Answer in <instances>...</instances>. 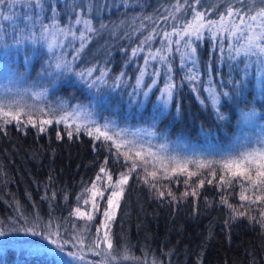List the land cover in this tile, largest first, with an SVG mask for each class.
Segmentation results:
<instances>
[{
	"label": "trees",
	"instance_id": "trees-1",
	"mask_svg": "<svg viewBox=\"0 0 264 264\" xmlns=\"http://www.w3.org/2000/svg\"><path fill=\"white\" fill-rule=\"evenodd\" d=\"M203 2L204 7L197 6L196 11L205 12V8H209L205 15L208 20L216 22H219L220 16L214 15L213 11L218 10L225 17L224 8L231 6L226 5L225 0ZM26 3L27 0H21L16 11V40L20 43L10 36L14 29L10 32V21L0 20V49L6 48L4 44L7 43L12 49L10 56L16 51L20 61L22 57H27L30 68L22 70L21 76L35 77L54 72L56 60H48L53 51L59 60L69 62L75 54H84L77 62L80 66L90 65L91 60H99L105 55V66L110 65L106 76L95 87L85 85L78 76L71 77L65 83L68 72L63 69L55 72L56 77L41 80L39 87H42V93L52 99L63 98L68 105L78 102L79 105L100 106L105 118L118 119L122 124L138 120L151 129L149 118L160 103L158 94L171 84L173 96L168 109L155 122V130L159 133L157 136L162 140L181 141L197 150L224 151L238 145L245 135H250L253 131L249 126L245 127L241 110L248 111L255 107L257 123L264 126L261 122L264 121V69L256 56L234 52L228 47L231 44L225 37L226 32H222V36L218 32V39L210 36L205 29L204 38L199 41L195 54V64H187L181 46L183 40L173 33L174 24L180 31L181 25L187 27L196 23L191 12H184L185 0H138L130 10L128 6L125 7L123 12L128 15L124 26L101 28L105 33L101 30L100 35L95 31L84 32L91 41L82 48L72 41L58 46L51 43V39L64 44L63 40L70 39L57 33V29L52 33L53 27L48 19L44 21L49 28L47 33L41 34L39 24L31 29V35L20 31L25 26V13L32 15L24 6ZM232 3H237V0H232ZM251 3L252 0H249ZM59 4L57 1L52 5L58 9ZM73 10L69 11L67 18L66 14H62L58 19L62 28L68 26L69 19L75 14ZM45 14L48 17L52 15L51 11L41 12L42 19ZM161 14L169 17L167 22L160 19ZM138 15L139 19H135ZM173 17L182 19L174 20ZM149 23L151 28L145 29L144 25ZM98 24V20L93 21L94 28ZM165 31L173 33L170 38L164 36ZM98 36L100 42L96 43ZM176 40H181V44L177 45ZM108 42L110 45L106 47ZM49 44L53 45L51 49ZM217 45L221 47L217 48ZM95 46L101 48L94 51ZM233 55L236 56L235 60L231 59ZM40 59L47 60L46 64ZM100 73L101 68H96L93 79ZM1 74L2 70L0 78ZM137 77L142 81L140 87L135 84ZM236 79H243L245 88L238 96H221L219 105L215 107L220 108L226 119L220 121L216 118L213 94L210 92L231 89L232 84L228 82ZM50 80L55 83L49 85ZM152 81L155 84L148 98H143L138 92L136 96L131 95L134 90H142ZM24 113H21L22 121L27 119ZM33 113L35 119L50 118ZM94 114L97 112L92 111L85 117ZM80 125L83 128L85 124ZM45 127L46 131L40 133L30 125L21 128L15 121L5 125L0 117V129H4L0 132V231L7 233L6 237H0V247L4 249L0 254V264H67L47 251L31 255L23 251L35 245L49 244L51 239L41 240L31 233L25 234L23 230L17 232L15 229L38 225L35 231L40 232L42 227L47 226L52 233L51 238L62 243L58 228L69 226L74 221L77 208H83L85 213L92 215V220L86 218L87 224L97 238V228L104 230L102 225L105 223L104 211L108 209V196L112 190H118L113 189L112 185L120 179L121 173H129L133 162L125 158V152L133 156L138 167L129 175L127 184L123 185L117 207L110 210L112 219L108 221L107 236L112 248L104 249L114 257L112 250H118L121 256L109 260L97 249L99 255L107 258L104 263L264 264V224L261 223L264 220L261 216L264 200L256 199L257 196L264 197V190L256 189L246 181L221 184L219 176L224 175L226 181L233 178L219 168L215 177L209 169L199 168L197 164L188 165L185 172L165 171L164 167L148 161L144 163L145 158H136L134 152L121 146L117 149L114 140L108 141L103 137L97 140L84 131L69 139L64 123L54 122ZM58 133L62 139H57ZM213 159L220 158L209 160ZM101 167H105L112 176L111 184L99 172ZM145 168L147 173L156 171L157 176H148V182H145ZM187 172L196 175L189 177ZM98 174L101 180L96 182ZM200 179L205 180L202 186H199ZM208 179H212L213 183H207ZM184 180L189 183L186 185ZM93 183H96L95 191L103 192L102 198L95 199V209ZM169 190L172 197L167 195ZM193 190L195 196L191 195ZM159 191H164L165 196L161 198ZM185 192L189 195H183ZM241 194L250 199L241 201ZM240 211L245 215H237ZM18 216L21 217L19 222L16 219ZM68 231L72 232L71 229ZM67 232L64 234L67 235ZM72 240L89 244L75 235ZM64 250L78 251L73 244H68ZM78 252L94 259L89 252Z\"/></svg>",
	"mask_w": 264,
	"mask_h": 264
},
{
	"label": "snow or ice",
	"instance_id": "snow-or-ice-1",
	"mask_svg": "<svg viewBox=\"0 0 264 264\" xmlns=\"http://www.w3.org/2000/svg\"><path fill=\"white\" fill-rule=\"evenodd\" d=\"M21 3V0H0V20L3 21H15V18L17 16V13L15 11V8L18 4ZM226 6L224 8V11L226 12L227 16L229 18H232V21H226L225 17L219 13L218 10H214V15H219L220 20L219 22L208 20L205 12L209 10V8H205V12H198L196 11L197 6L204 7L203 0H185L184 12L188 13L191 12L194 15L196 23L189 24L187 27H184L181 25V30L177 31V27L174 24L173 25V33H175L178 36H181L184 46L189 48L190 51L188 52L189 59L191 63L195 64L196 62V52L199 46V41L204 38V30L207 29L210 33V36H215L219 39L217 36V33L220 31H226L230 35H235L237 32L240 33L241 38H246V43L241 45V48H236L234 45H228L229 48H232L234 52H239L241 49L245 52V55L248 56H256L259 60V63L261 65V68L264 69V8H260V11L256 13V15H251L250 13L255 10L257 7L264 5V0H252V3L249 4V0H237V3L233 4L232 0H225ZM25 7H28L29 11L32 13V15H28L25 13L24 15V28L20 31L28 32L29 35H31V29H35L37 24L40 25V31L41 34L47 33L49 31L48 26L45 24V19H48L53 27V29L58 27V14H57V8L49 3V0H27V3L24 5ZM210 7V6H209ZM39 9L40 11H37ZM48 11H51L52 15L51 17H48L45 15V17L41 18V12L47 13ZM7 13V14H5ZM160 19H163L165 22L169 19L167 16H163L161 14ZM174 20L182 19L178 17H173ZM235 19H239V24L234 23ZM82 21L80 17H76L75 23L80 24ZM85 24H88L89 27L87 29L88 32L94 31L93 28L90 26V21H84ZM29 25H31V28H29ZM105 25L101 22L100 28H104ZM215 29V30H214ZM60 32H64L63 28L59 29ZM173 33H169L167 31L164 32V36L167 38H170ZM18 34V26H14L12 38L16 43H20V41L16 40V36ZM68 35H73L71 32V28L68 29ZM82 38L81 48L83 47V42L86 39L84 31H81L80 33ZM150 39V37H149ZM175 43L177 45L181 44V40H176ZM240 43V40H237V44ZM195 45V46H193ZM9 45L7 43L4 44V47H8ZM58 46V45H57ZM53 47L52 44H49V48L51 49ZM217 48H220V45L216 46ZM136 50H133V55H135ZM79 55L78 53L73 56V59H78ZM27 59V57H25ZM50 60H56V68H63L65 72H73L74 69L72 68L71 62L69 61H61L57 57L55 51L52 52V56L49 58ZM155 59V57H153ZM231 59L235 60L236 56H231ZM242 62V61H241ZM51 67V65H50ZM247 67V65L245 66ZM10 71H15L14 69ZM95 69L89 68L85 72L76 73V75L79 77L81 81L85 85H88L89 87H95L97 82H100L105 75V73L101 72L99 76H96L95 79H93V72ZM143 73H141L142 75ZM123 75V73H121ZM245 75H247V72H245ZM119 79V77H117ZM91 82V83H90ZM55 83L54 80L48 81V84L51 85ZM140 83V77H137V84ZM228 83L232 84V88L228 90H224L222 92L213 93L212 95V104L213 106H217L220 103L221 96L223 97H229L232 96H238L240 95L244 88H245V81L243 79H236V80H230ZM259 86V85H258ZM172 85L169 84L163 91L160 97H158L159 104L156 106L155 111L153 112L152 116L149 118L151 123V136H157L159 133L155 130L156 129V120L159 119V117L163 116L165 114V111L168 109L170 100L172 99L173 93H172ZM227 89V84L224 86ZM27 91V90H25ZM20 93L17 92V95ZM141 94L144 98L149 97V91L148 90H141ZM131 95L136 96L137 92L134 90ZM5 107H8V110L5 111ZM23 105H16V109L13 110L12 106H5L0 104V117L3 118L4 124H10L13 121L16 122V124L23 128L26 126H32L38 129V132L44 133L46 131V125H51L54 122L55 123H64L65 124V133L66 136L71 139L74 135L81 133V131H84L89 136H95V139L100 140L101 137H103L105 140L112 141L113 135H110L109 132H113V134L117 137H120L123 139L126 135H139V132L142 130H136V132H133L130 129H121L119 132H115L113 128H109L107 124L103 125L106 131H101V127L99 125L95 126V130L93 131L92 128L85 124L82 128L80 123H76V121L82 120L85 118L84 114L88 113L85 106H72L68 105L67 107H64L61 109L62 114L59 116L58 119H53L51 117H55V113L49 111L47 114L50 116L48 119H35L34 113L30 110L28 112H25L24 115L27 117L26 120H21V113L24 111ZM71 108L72 110L69 111L68 109ZM40 115H45L44 109L37 108L36 110ZM215 114L216 118L220 121H223L226 119L225 114L220 110L219 107H215ZM257 112L255 107L250 108L248 111L241 110V117L242 121L244 123H250L254 122L256 120ZM69 121H73L74 123L69 124ZM264 123V121H261ZM95 125L96 122H93ZM4 131V129H0V132ZM57 139H62V137L57 134ZM131 147L134 148L136 145L134 143H131ZM251 141H247L246 143H240L238 147H234V150L232 152L223 153L221 154V158L219 160L213 159L209 160L207 162L204 161H192V163H197L199 168H207L210 170L211 175L213 177L216 176V169L219 168L223 170L225 173L230 175L233 179L226 181L225 176L221 175L219 176V182L221 184L228 183L233 184L235 182H248L251 184L254 188L264 190V133H262L259 137L256 138L255 143L259 145V147H249L251 144ZM117 149L120 148V144H116ZM143 147L142 145L140 146ZM161 149L166 148V144L160 145ZM131 150V148H130ZM147 154L155 156L156 154L151 152V149L147 150ZM124 156L127 160H132L131 168L129 169L128 174L121 173L120 179L112 185L113 189L118 190H112L110 195L107 199V206L108 209L104 211V217H105V223L102 225V228L105 230L104 236L101 238L99 237V233L101 231L100 228H97V238L102 239L103 241H108L107 243V249L112 248V244L110 242V238L107 236V228H108V221L112 219V211L117 207L118 199L123 193V185L127 184L129 175L136 170L138 167V164L136 160L133 159V156L129 155L128 152L124 153ZM134 156L136 158L143 159L142 151H135ZM160 162L163 163V159L159 158ZM144 163H147V161H144ZM172 163V161H170ZM215 166V167H213ZM187 170V163H185L183 166H179L177 164L176 167L172 168L173 172H185ZM165 171H167V168H165ZM99 172L101 174H104L107 177L108 182L111 184L112 176L107 173L105 167H101ZM145 172L147 173V169L145 168ZM187 175L189 177L195 176L196 173L194 172H187ZM151 176L155 178L157 176L156 171H152L150 173H147V175L144 177L145 182H148L147 177ZM101 180V176L98 174L96 177V182H99ZM184 183L187 185L189 183L188 180H184ZM205 183L204 179L199 180V186H202ZM207 183L212 184L213 180L208 179ZM152 187H155V185H152ZM96 183H93V208L95 209L97 207L95 203V199L97 197L102 198L103 192L102 191H95ZM158 195L162 198L165 196L164 191H159ZM167 195L169 197H172V193L169 190L167 192ZM183 195L187 196L189 195L188 192L183 193ZM191 195L195 196L196 192L193 190L191 192ZM175 199V197H173ZM250 198L244 194H241L240 200L241 201H248ZM257 200H264V197L257 196ZM226 203V201H222ZM85 204L88 203L87 200L84 201ZM231 207V206H229ZM76 212L78 214L87 216L88 220H92V215L89 213H81L80 209L77 208ZM237 215L243 216L245 213L243 211L237 212ZM261 216L264 217V212H261ZM17 222L20 221L21 217H16ZM30 222V221H29ZM262 224H264V220L261 221ZM38 225H34L33 227H24L23 229L16 228L15 231L19 232L23 230L25 234L31 233L33 237H40L41 240H48L51 239L50 245L46 246L47 252H52L57 255H62L64 253V249L68 244L76 245V242L72 240L71 237H69L67 240H64L63 237H60L62 240V243H57V240L52 237V233L48 230L47 226L42 227L40 232L35 231V227ZM66 235V233H65ZM7 233L5 231H0V237H6ZM93 247H99L98 244L93 245ZM107 249L101 248L100 254L106 255V257L109 260H115L116 257L112 256L110 252L107 251ZM4 251L3 247H0V254H2ZM23 251L28 252V254H40L42 251H45L44 248L41 247H28L26 249H23ZM69 255H73L72 253H69Z\"/></svg>",
	"mask_w": 264,
	"mask_h": 264
},
{
	"label": "rangeland",
	"instance_id": "rangeland-1",
	"mask_svg": "<svg viewBox=\"0 0 264 264\" xmlns=\"http://www.w3.org/2000/svg\"><path fill=\"white\" fill-rule=\"evenodd\" d=\"M57 1L60 2L59 7L57 9V14H58L59 19L60 17L63 16L62 14L64 15L66 14V18H67V16H69V11L73 8H74L73 11L75 14L74 16H72V19H69L68 26L63 27L64 32L59 31V29L62 28L59 21H58V27L55 29L52 28V33H55V30L57 29V33L59 32L61 36H66V38L70 40H63L65 42L64 44L60 40L51 39V43H55L56 45L58 44L67 45L68 41H72V43H74L78 47H81V43H82L80 30L86 33L88 32L87 29L89 25L85 24L84 21H90L91 28H93L94 31L100 35L101 32L103 31L100 28L101 22L105 25L104 29L112 27V26L117 27L118 25L124 26L123 23L127 22L126 17L128 15L127 12H123L125 11L124 10L125 7L128 6V9L130 10L131 7L135 6L138 3V0H49V3L55 5ZM155 1L156 0H153V2ZM214 1L217 2L219 0H214ZM260 8H264V5L257 7L250 14L253 16L256 15V13L260 11ZM15 11H17V6L15 8ZM37 11H40V10L37 9ZM131 15L133 17L135 16L134 14H131ZM17 17H18V14L16 18ZM76 17H80L82 21L80 24L75 23ZM139 17L140 15H138L135 19H139ZM16 18L14 22L12 21L9 22L10 32H12V29L14 28V26L17 25ZM104 18H105V22H103ZM94 20H98L99 24L97 26H99L100 29L97 28V26L96 28H94V25H93ZM225 20L232 21L228 19L227 15H225ZM234 23L239 24V19H235ZM144 27L145 29H150L151 28L150 23L144 25ZM69 28H71V32L73 33V35L71 36L68 35ZM77 32H78V35L75 36V33ZM222 32L224 34V32L226 31H220L221 36H222ZM0 35L2 36L1 26H0ZM225 37L228 39L229 43L231 45H234L236 48H241V45L246 43V38H241V35L239 32H237L235 35H230L226 32ZM237 40H240L239 44H237ZM90 41H91L90 37H86V39L83 42V47H85L86 43L89 44ZM99 42H100V37L97 39L96 43H99ZM109 45L110 44L108 42L106 47H108ZM181 46H182V50H184V57L188 64L191 62L188 56V52L190 51V49L185 47L183 42ZM99 48L101 47L95 46L92 50L97 51L99 50ZM11 51L12 49L10 46L0 49V66H1L0 70H2V74L0 78V104L5 105V106L10 105L12 106L13 110L16 109V105H23L25 106L23 112H28L31 110L32 112L38 113L36 111L37 108H42L44 109L45 115H41V116L50 117L47 113L51 111L56 114L55 117H52V118H55V119L59 118V116L62 114L61 109L68 106L67 101L63 98H58V97H54L52 99L48 94H43L42 87L41 86L39 87V85H40L41 80L56 77L55 72H60L62 71L63 68L54 67L53 69L55 71L52 72L54 76H50L52 73L50 74L42 73L35 77H30L29 75L21 76L22 70L30 68L28 64V60L25 59V57H22L21 58L22 60L20 61V57L16 51H14L13 55L10 56ZM238 53L245 54L243 49H241V51H239ZM83 57H84V54L79 55L78 59H70V62H71V65L74 71L68 72L67 78L64 81L65 83H68L71 77L77 76L76 73L85 72L89 68H93L95 70L96 68H101V72L105 73L103 77L106 76L107 71L110 69V65L105 66V61H104L105 55L101 56L99 60H96V61L91 60L89 62L90 65H87L88 64L87 63L85 64L86 66L83 64H81L82 66H80L79 65L80 63H77V62L80 61ZM40 62L46 64L47 60L40 59ZM13 65L14 67H12ZM12 69H14L15 71H10ZM141 83L142 81L140 80L139 84H137V81L135 84L137 87H140ZM154 84L155 83L152 81L142 90H148L150 93ZM168 85H166L164 88L161 89L160 93L158 94V97L161 96L164 89ZM207 90L211 91V89L208 87H207ZM135 91L141 94V90H135ZM17 92H19L20 94L17 95ZM210 93L213 94L215 92L212 90ZM141 96L143 97L142 94ZM82 105L85 106L88 113L92 111H96L97 114L85 117L82 120L76 121V123L87 124L93 130H95L96 125H99L101 127V131L107 130L103 127V125L105 124H107L109 128H113L115 132H119L121 129H125V128L130 129L133 132H136V130H142L139 132L138 136L137 135H126L123 137V139L115 136L113 132H109V134L113 135L114 142L116 144L119 143L121 147L125 148V150L131 151L134 153L135 151H142L143 158H145V160L148 161L150 164L156 165L159 167H164L167 169H172L173 167H176L177 164L179 166H183L185 163H187V166H188V165L197 164V163H192V161L199 162V161L209 160L214 157L221 158V154L232 152L234 150V147H238L240 143H246L247 141L252 142L249 145V147H252V148L259 147V145L255 143V140L262 133H264V126L259 125L257 123L258 121L255 120L254 122H250L247 124L244 123L245 127L249 126L250 131H253V132L250 133V135H245L244 138L241 141H239L238 145H233L229 147L228 149H225L224 151L197 150L191 146L185 145L181 141H175V140L167 141V140L159 139L158 136H151L150 126L149 125L147 126V124H141L138 120L135 121L134 123L124 122L122 124L121 122L118 121V119L105 118V115L102 114V111H100V109H102V107L100 106H95V105L87 106L84 104ZM72 106H80V105L78 104V102H76V104ZM4 110L7 111L8 107H5ZM68 110L71 111L72 109L69 108ZM85 115H87V113H85L84 116ZM142 118L145 119L144 117ZM93 122H96V124L94 125ZM70 123H74V122L69 121V124ZM129 142L134 143L136 147L132 148ZM161 144H166V148L161 149L160 148ZM141 145L143 146L142 148L140 147ZM148 149H151V152L156 155L153 156V155L147 154ZM159 158L163 159V163L160 162ZM170 161H172V163H170ZM80 211L81 213H85L83 211V208H80ZM86 218L87 216L76 214L74 221L71 222L69 226L62 225L58 228V234H60L61 237H63V239H68L69 237L73 238V235H75L76 237L79 238V240L89 243L87 245H84V244H80L79 241H75L76 242L75 247L80 252L91 253L92 257L94 256V259L86 258L80 255L78 251L73 252V251L64 250V253L62 255H57L52 252H49V253L55 255L57 258L66 262L67 264H121V263H104L105 262L104 260H107V258L99 255L98 254L99 252L97 251V249L101 250V248H106L107 241H103L102 239H98L92 235L91 230L87 224ZM68 229H71L72 232L68 231ZM64 232H67V235H65ZM104 234L105 232L104 230H102L99 236L102 238ZM96 240L100 242H96ZM96 244H98L99 247H93V245H96ZM48 245H50V243L43 244V245H35V247L44 248L46 251V246ZM112 252L116 257L121 256L118 250L116 251L112 250ZM69 253H72L73 255H69ZM151 262H155V261H151ZM154 264H157V263H154Z\"/></svg>",
	"mask_w": 264,
	"mask_h": 264
}]
</instances>
